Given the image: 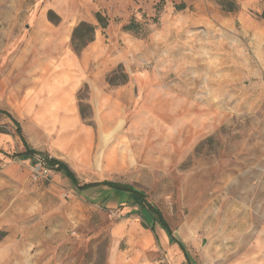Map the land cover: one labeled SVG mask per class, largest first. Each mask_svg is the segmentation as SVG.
<instances>
[{
  "label": "rangeland",
  "instance_id": "obj_1",
  "mask_svg": "<svg viewBox=\"0 0 264 264\" xmlns=\"http://www.w3.org/2000/svg\"><path fill=\"white\" fill-rule=\"evenodd\" d=\"M235 2L0 0V108L81 182L146 193L189 257L128 193L35 180L0 114V264H264V0Z\"/></svg>",
  "mask_w": 264,
  "mask_h": 264
},
{
  "label": "trees",
  "instance_id": "obj_2",
  "mask_svg": "<svg viewBox=\"0 0 264 264\" xmlns=\"http://www.w3.org/2000/svg\"><path fill=\"white\" fill-rule=\"evenodd\" d=\"M219 3L224 10L228 12H233L238 9L237 3L235 0H215ZM178 10L186 8L185 3H181L176 5ZM49 19L55 23L60 22V16L55 13L53 10H50L48 13ZM258 16L264 19V5ZM97 21L100 23L102 27H106L108 24V19L104 16L101 12L96 13ZM124 30L126 31H134L139 28V23L135 20H131L129 23L124 25ZM96 31V25L87 22L81 21L73 31L72 42L76 49H81L85 47L89 42L94 40ZM125 76V75H124ZM109 83L115 84L114 76H111L109 79ZM89 106V105H88ZM80 110L83 118H86L87 115V105H84L81 101ZM0 114L9 117L16 126V133L22 140L24 144V148L21 151H18L11 155L12 158H21V159H29L32 158L35 160L36 156H39L45 162L47 168L55 170L57 172L64 173L67 178L71 181V183L77 187L78 190H86L93 187L98 186H108L114 191H121L128 193L137 203L140 208L141 212L144 215L146 224H151V228L154 229L153 223H159L163 228L167 230L170 236V240L173 242H177L181 249H184L183 244L173 235V230L170 227L168 221L166 220L163 212L152 204L148 200V196L146 193L142 192L141 190L137 189L135 186L129 183H122L113 180H103V181H93V182H81L78 176L76 175L75 171L69 166L67 162L57 157L50 156L46 152L38 151L37 149L33 148L26 140L24 136V132L21 126V123L7 110L0 108ZM6 231L0 230V241L6 236Z\"/></svg>",
  "mask_w": 264,
  "mask_h": 264
},
{
  "label": "crops",
  "instance_id": "obj_3",
  "mask_svg": "<svg viewBox=\"0 0 264 264\" xmlns=\"http://www.w3.org/2000/svg\"><path fill=\"white\" fill-rule=\"evenodd\" d=\"M246 20H249V19H246ZM252 20H254V19H252ZM257 22V21H256ZM252 24H255L254 22H252ZM256 26H257V23H256ZM6 110V109H5ZM8 111V110H7ZM11 113V112H10ZM12 114V113H11ZM2 115V114H1ZM13 115V114H12ZM5 116V115H4ZM7 117V116H6ZM9 118V117H8ZM16 118V117H15ZM10 119V118H9ZM17 119V118H16ZM18 120V119H17ZM19 121V120H18ZM13 122V121H12ZM20 122V121H19ZM21 123V122H20ZM15 125V124H14ZM21 126H22V124H21ZM16 127V126H15ZM22 129H23V127H22ZM24 148V147H23ZM34 148V147H33ZM53 157H55V156H53ZM58 158V157H57ZM29 159H32V158H29ZM59 159H61V158H59ZM63 160V159H62ZM65 161V160H64ZM66 162V161H65ZM68 163V162H67ZM69 164V163H68ZM70 166V165H69ZM71 167V166H70ZM72 168V167H71ZM103 186V185H102ZM93 188H95V187H93ZM110 188V187H109ZM89 189H91V188H89ZM81 191H84V190H81ZM115 192H121V191H115ZM126 193V192H125ZM156 224H159V223H153L152 225H154V229H152V228H150L151 229V231L152 232H154L155 233V226H156ZM160 225V224H159ZM160 227H161V229H162V233L160 234L159 233V242H160V245L162 246V247H165V246H167V245H169V244H173V243H177V242H173V241H171L170 240V236H169V233L167 232V230L165 229V228H163L161 225H160ZM174 235V234H173ZM175 236V235H174ZM179 240V239H178ZM180 241V240H179ZM181 242V241H180ZM182 243V242H181ZM178 244V243H177ZM183 244V243H182ZM179 245V244H178ZM184 246V245H183ZM179 247H180V245H179ZM180 249H181V247H180ZM184 249H185V247H184ZM183 252H184V254H185V257H186V259L188 260L189 259V257H188V254H187V252H186V249L185 250H183V249H181ZM116 264V263H115ZM157 264H160V263H158L157 262Z\"/></svg>",
  "mask_w": 264,
  "mask_h": 264
},
{
  "label": "built area",
  "instance_id": "obj_4",
  "mask_svg": "<svg viewBox=\"0 0 264 264\" xmlns=\"http://www.w3.org/2000/svg\"><path fill=\"white\" fill-rule=\"evenodd\" d=\"M47 166L40 157H35V164L32 166V175L35 180H41L47 176Z\"/></svg>",
  "mask_w": 264,
  "mask_h": 264
}]
</instances>
